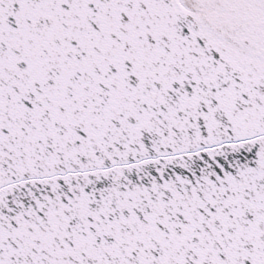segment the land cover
<instances>
[{"label": "snow or ice", "instance_id": "obj_1", "mask_svg": "<svg viewBox=\"0 0 264 264\" xmlns=\"http://www.w3.org/2000/svg\"><path fill=\"white\" fill-rule=\"evenodd\" d=\"M0 264H264V0H0Z\"/></svg>", "mask_w": 264, "mask_h": 264}]
</instances>
